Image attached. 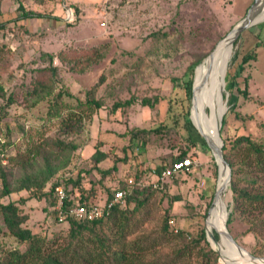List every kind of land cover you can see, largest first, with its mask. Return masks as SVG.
<instances>
[{"label": "rangeland", "instance_id": "1", "mask_svg": "<svg viewBox=\"0 0 264 264\" xmlns=\"http://www.w3.org/2000/svg\"><path fill=\"white\" fill-rule=\"evenodd\" d=\"M254 2L255 0H0V24L5 27L0 30V126L7 122L12 132L11 140L15 141V145L10 153L24 152L44 137L81 144L82 153L73 155V162L66 170L58 173L56 180L76 178L80 174L84 176L86 188L91 183L97 184L102 180L97 203L103 205L107 191L118 187L121 178L134 174L139 166L144 172H148L170 154L184 151L187 137L195 142V146L189 149V154L195 153L190 173H181L167 180L164 192H155L148 203L134 215L130 233L120 245V249L129 256L127 264H235L236 260L231 261L226 255L240 257L226 242L217 225L210 220L207 224V236L219 249L220 259L207 242L206 215L213 203L219 173L200 131L206 115L210 117L208 102L206 105L204 96L207 78L205 63L209 60L198 66L195 74V66L191 71L189 67L194 61V55L212 52L245 17ZM260 2L263 4L256 22L260 16L264 20V0ZM19 6L45 16L18 22L32 35L22 32L18 29V24L12 22L19 16L16 12ZM259 24H262L260 28ZM259 24L242 32L237 39L234 35L222 57L219 84L214 85V106L218 110L223 109L222 115L225 113L220 132L223 141L227 138L233 140L235 136L243 134L264 146V22ZM157 33H167V37L155 43L153 36ZM104 43H108V51L103 61L85 74L69 72L68 66L60 64L55 58L53 66L59 68L57 90L69 92V95H64L65 104L75 105L77 100H84V92L105 72L108 84L119 92L123 100L129 96L137 100L125 118H121L119 114L106 118V112L101 110L90 123L84 124V132L77 136L71 132V128H61L55 118H46L49 100L36 107L25 106L23 94L38 75L42 52L56 56L60 50L89 48ZM150 51L152 52L148 53ZM249 52L254 53L256 59L245 65L240 72L242 57ZM217 67L219 68V64ZM228 74L236 79V88L239 90L245 88L244 80H247V96L238 94L234 89L233 95L236 98L230 105L229 93L225 88L227 105L224 108L221 103L223 91L220 92L219 89L223 90ZM130 75V93H126V88L120 92L117 86L120 82H123L120 86H125ZM193 77L191 104V93L185 101L187 117L182 119L178 116V136L182 138L180 144L176 140L172 143L171 138L166 136L148 134L147 148L140 147L139 150L136 148L140 146L139 140H135L127 151L130 164L125 167L120 165V172L101 179L92 167L94 150L98 146H107L104 150L118 154V149L129 144L133 128L148 132L161 123L172 126L174 112L178 106L181 107V100L184 98L181 87L187 80L193 81ZM102 93L107 92L101 89L100 94ZM11 94H14L15 102L7 105V98ZM155 95L162 96L163 99L154 109L140 105L143 98ZM170 99L174 102L172 105ZM193 102L196 103V109L188 117L189 108L193 110ZM110 104L112 102L108 106ZM73 125L77 128L79 123ZM171 145L173 148H170ZM132 148L134 151L131 152ZM231 157L236 171L234 174L230 169V186L219 203V214L225 222L227 214L232 213L230 225L227 226L232 238L248 254L257 258L264 257L262 205L234 198L238 196L237 193L232 197L230 192L234 182L237 190L264 194V171L246 149L234 150ZM109 164L104 163L102 168L109 169ZM86 170H91L90 175L85 173ZM175 197H179V201L171 202ZM0 202H19L22 212L29 215L27 227L45 240H52L51 243L46 242L47 252L67 249L68 253L74 251L79 258L82 257L83 250L81 253L79 246L89 243L88 236H85L84 244L68 247L65 225H57L51 214H48L49 218L46 217L47 213L43 212L42 207L45 206L44 201H39L28 192H22ZM167 214L169 228L164 232L162 227ZM169 221H173V225ZM108 227L110 225L104 229L109 230ZM202 230L205 242L195 245L200 240ZM0 232V260L5 250H25L24 246L6 233L1 218ZM213 237L216 243L213 242ZM86 247L90 248L88 244ZM209 250L217 255L216 262L214 256H208ZM220 250L226 253L224 258ZM109 262L114 264L112 259Z\"/></svg>", "mask_w": 264, "mask_h": 264}, {"label": "trees", "instance_id": "2", "mask_svg": "<svg viewBox=\"0 0 264 264\" xmlns=\"http://www.w3.org/2000/svg\"><path fill=\"white\" fill-rule=\"evenodd\" d=\"M16 12L19 13V16L15 20H12V22L17 24L24 20L45 18V16L41 14L25 10L22 6H19ZM0 16H2L1 11ZM49 19H52V17L49 16ZM53 19L55 20V18ZM261 26L262 24H259L258 28ZM17 27L19 30H22V32L33 34L23 25L18 24ZM3 29H5L4 24H0V30ZM166 37L167 33H157L153 36V40L155 43H159ZM107 51L108 43L89 48L64 49L60 50L56 56L47 52H42L39 57L41 66L37 69L38 75L31 81L30 86L23 94L25 106L32 108L49 100L46 118L48 120L55 118L59 121L61 128H71V132L77 136L84 132V124L86 122L90 123L101 110L106 112V118H108L107 116H109V118L115 117L117 114H119L121 118H125L130 108L137 100H134V98L130 96L123 100L119 92L114 91L111 84H108V76L105 72L100 74L92 87L84 92V100H77L75 105L70 106L65 104L64 95H69V92L57 90L59 68L53 66L55 58L60 64L68 66L69 72L81 75L87 73L93 66L100 64ZM151 52L152 51L148 53ZM210 53L211 52L194 55V61L191 63L189 70L191 71L194 66ZM255 59L256 56L254 53L249 52L245 54L242 57V64L239 71L242 72L243 67L251 61H255ZM228 76L229 74L226 77L225 88L229 93L228 103L232 105V100L236 98L233 95L234 89L238 94L244 97L247 96V80H244L245 88L239 90L236 88V79L233 76H229L230 79H228ZM173 82L175 83L176 80ZM125 83V86H120L123 84V82H120L117 87L120 88V92L122 89L126 88V93L129 94L132 83L131 75L126 79ZM191 83V80H187L184 86L181 87L184 98L181 100V107L178 106L174 112L172 126L161 123L148 132L143 129L139 130L133 128L128 139L129 144L127 143L128 145L118 149V154L111 153L110 150L101 152L99 150L100 146L97 147L92 157V167L98 172L101 179H106L112 174H116L120 165L129 163L128 161H130V158L127 151L131 149V145H133L135 140H139L138 143L140 145L136 146V148L139 150L140 147L142 149L147 148L149 145L148 134H158V137L166 136L167 138H171L172 143L176 140L177 143L180 144L179 142L182 138L178 136V116H181L182 119L187 117V105H185V101H187V97H189L191 93ZM1 89L2 88H0V91ZM101 89H105L107 93L100 94ZM14 98V94L9 95L6 101L7 105L15 102ZM162 99V96L158 95L154 97H145L140 101V105L152 110ZM111 102L112 104L108 106ZM169 102L171 105L174 103L172 99H170ZM193 106L192 111L189 109L188 117H191L195 112L196 103ZM235 117L237 118L238 115L236 114ZM76 123H79L77 128L73 125ZM0 137L4 139L1 150L5 154V156L0 159V200L22 192L30 193L39 201L45 202V206L43 205L42 207L43 212L47 213V218H49L48 214H51L57 225H65L67 229L68 247H76L82 243L84 244L85 236H88L89 243L87 244L88 247H90L87 248V244L79 246L81 253L83 250L82 257L80 256V258L74 251L68 253L67 249L47 252L46 242L51 243L52 240H45L40 234L27 227L29 215L22 212L19 202H0V218L2 219V224L6 233L13 237L21 246L25 247L24 251L18 249L3 251V259L1 258L0 264H109L110 259H112L114 264L128 263L129 256L122 248L120 249V245L124 243V239L130 233L134 215L148 203L155 192H164L167 182L161 184V189L159 190L153 189L152 185L141 184L140 181L144 170L139 166L137 172L121 178L119 186L111 191L108 190L105 195V200H109L116 189L129 190L126 196L128 203L127 208H114L108 218L94 222H78L72 219L59 222L57 213L54 210L57 201L56 189L58 187H62L67 194V200L65 201L66 206L70 207L77 204L89 207L98 204L97 194L98 190L101 189L100 183H102V180H100L101 182H97V184L91 183L89 188H86L87 185L84 182V176L80 174L76 176V178L68 177L56 180L58 173L66 170L70 166L73 155L76 152H80L83 146L75 142L64 141L61 138L52 139L44 137L28 150L24 152H14V154H12L10 151L15 145V141L11 140L12 132L7 122H4L2 127L0 126ZM185 140L187 144L184 151L177 154L172 153L165 158L164 161L162 160L161 163L156 166V171L158 173L168 168L174 162L187 158L193 161L195 153L189 154V149L195 146V142L188 137L185 138ZM223 143V157L232 170V173L235 174L236 166L231 154L234 150L240 148L248 150L250 156L255 157L256 164L264 171V146L261 143L254 142L248 135L243 134L235 136L233 140L227 138ZM170 148H173V146L171 145ZM132 151H134L133 148L131 152ZM120 153H122V155H120ZM4 158L6 159V164L2 165V160ZM106 159L112 162V166L109 169L102 170L98 165ZM85 173L90 175L91 170H86ZM189 173L190 172H186L185 174ZM130 179L133 181L132 184L128 183ZM230 192L232 197L237 193L238 196H234V198H241L250 204H261L262 209H264V194H251L245 190H237L234 182H232ZM179 199V197L172 198L171 202L179 201ZM132 205L133 207H131ZM47 210H49V213ZM231 215L232 213L228 214L227 226L230 225ZM168 219L169 215L167 214L164 218L162 227V231L164 232H167L169 228ZM108 225H110V227H108L109 230L104 229V227ZM112 230L113 232H111ZM1 234L0 232V236ZM200 242H205L203 230L200 233V240L196 241L195 245H198ZM138 251L140 250L138 249ZM211 255L214 256V262H216L217 255L210 251L208 256ZM80 261L87 263H81Z\"/></svg>", "mask_w": 264, "mask_h": 264}, {"label": "bare ground", "instance_id": "3", "mask_svg": "<svg viewBox=\"0 0 264 264\" xmlns=\"http://www.w3.org/2000/svg\"><path fill=\"white\" fill-rule=\"evenodd\" d=\"M260 1L261 0H257V2L255 4L254 12L251 16L250 22L253 25L262 22V21H260L262 16H260L258 21L256 22L259 14H260L259 10L261 9V6L263 4ZM263 12H264V10H263ZM233 36L234 35L231 34V36L229 38L221 41V43H219L217 46V50L215 51L216 54L207 63H205L207 78H206V82H205V86H204V96H205L206 105L208 102V112H210V117L208 115H206V119L204 120L203 125L200 126V131H201L202 136L205 139L207 145L209 146L208 148L212 149V153L214 155H216V157L218 159V170H219V176H218L219 178H218V182H217L216 197H215L214 205H213V208L211 211L210 218L208 219V222H209V220L211 222H214L217 225L219 231L223 234L226 242L232 248H234V250H236L237 253L240 254V257H236L233 255H226V253L224 251L222 252L220 250L223 253L222 254L223 258H224V255H226L229 260H231V261H232V259L236 260L235 264H241V263H244V264H264L263 262L253 261L248 254L239 250L231 241H229V239L226 237V235L224 233V227H223L224 222L222 220V216L219 214V209H218L219 203L221 202V198L225 195V193L227 191L228 182H227V169H226L225 165L219 160V157H218L217 152H216L217 147H218V141H217V136H216L217 127H216V130L214 127L218 126V119L222 115L223 109L221 108L218 110L214 106V95H215L214 85H215V83L219 84V73H220V69L222 67V57H223L225 49L228 46L229 40H231L233 38ZM218 64H219V68L217 67ZM219 90H220V92L223 91V90H221V88ZM193 105H194V102H193ZM223 171H224V173H223ZM224 174H226V175H224ZM210 243L212 245V248L215 249V251L218 252V254L221 256L220 252L218 251L219 249L217 250L216 246L211 241H210Z\"/></svg>", "mask_w": 264, "mask_h": 264}, {"label": "built area", "instance_id": "4", "mask_svg": "<svg viewBox=\"0 0 264 264\" xmlns=\"http://www.w3.org/2000/svg\"><path fill=\"white\" fill-rule=\"evenodd\" d=\"M71 14L69 13V16ZM102 26L104 24L102 23ZM4 144V139L0 137V159L5 156L1 150V146ZM6 164V159L2 160V165ZM194 162L187 158L178 162H174L168 168L157 172L156 168L144 172L141 177V184L152 185L153 189H161V184L169 179H172L175 175L189 172L193 167ZM151 181H150V180ZM150 182V183H148ZM129 184L133 181L130 179ZM129 190L116 189L109 200H105L103 205H93L86 207L84 205L66 206L67 194L62 187L56 189L57 201L54 206V210L57 213L58 221L63 222L67 219H72L78 222H94L101 219H106L110 216L111 211L114 208L125 209L128 205L126 196ZM170 225H173V221H169Z\"/></svg>", "mask_w": 264, "mask_h": 264}, {"label": "water", "instance_id": "5", "mask_svg": "<svg viewBox=\"0 0 264 264\" xmlns=\"http://www.w3.org/2000/svg\"><path fill=\"white\" fill-rule=\"evenodd\" d=\"M257 0H255L253 6L248 10L247 14L245 15V17L240 21L238 22L234 27L233 29L221 40H226L227 38H229L232 35H235V39H237L240 34L242 32H244L245 30L249 29L250 27L252 26H255L253 25L250 20H251V16L254 12V9H255V4H256ZM264 22V21H262ZM260 22V23H262ZM259 24V23H258ZM220 41V42H221ZM219 42V43H220ZM218 43V44H219ZM217 50V45L215 46V49L206 57L204 58L201 62H199L196 66H195V70H194V74H195V71H196V68L198 66H200L203 62L205 61H208L210 60L213 55H214V52ZM194 77H193V81H192V84H191V96H190V104H191V99H192V95H193V92H194ZM224 92H225V81H224V87H223V94L221 95V103L223 105V107L225 108V106L227 105V95H224ZM190 107V106H189ZM190 109V108H189ZM189 114V112H188ZM225 114V113H224ZM223 115H221L218 119V126H217V131H216V136H217V140H218V147H217V155L219 157V160L225 165L226 169H227V182H228V187L230 186V175H231V170H230V167L228 165V163L225 161L224 157H223V140L221 139V136H220V132H221V127H222V120H223ZM211 149V148H210ZM211 153H212V149H211ZM212 156L214 158V161L216 163V165L218 166V159L216 157V155H214L212 153ZM218 176H219V173H218ZM219 178V177H218ZM217 182H218V179H217ZM216 190H217V185L215 187V194H214V199H213V203L211 204L208 212H207V215H206V222H205V226H206V237H207V242L209 243L211 249L215 251V249L212 248V245L210 243V240L208 239V236H207V224H208V219L210 218V215H211V211H212V208H213V205H214V201H215V197H216ZM227 218H228V214H227V217H226V220L225 222L223 223V227H224V233L226 235V237L229 239V241H231L239 250L245 252L246 254H248L245 250H243L236 242L235 240L232 238L231 234L229 233L228 231V228H227ZM213 242L216 243V240L214 239V237L212 238ZM218 254V252H217ZM250 256V258L255 261V262H263L264 263V257H254L250 254H248ZM219 256V254H218ZM219 259H220V256H219Z\"/></svg>", "mask_w": 264, "mask_h": 264}, {"label": "crops", "instance_id": "6", "mask_svg": "<svg viewBox=\"0 0 264 264\" xmlns=\"http://www.w3.org/2000/svg\"><path fill=\"white\" fill-rule=\"evenodd\" d=\"M105 146V145H104ZM107 146H105V147H101V148H99V150L101 151V152H107L106 150H104L105 148H106ZM96 151V149L94 150V152ZM77 154H81L82 153V150L80 151V152H76ZM75 153V154H76ZM73 162V161H72ZM129 163H127L126 165H122V167L124 166H127L128 164H130V161H128ZM104 163H110L109 164V166L111 167V162H110V160L109 159H106V160H104L103 162H101L99 165H98V167L100 168V169H102V170H106V168H102V165L104 164ZM108 169V168H107ZM121 171V168H120V166L118 167V172H120ZM117 172V173H118Z\"/></svg>", "mask_w": 264, "mask_h": 264}]
</instances>
